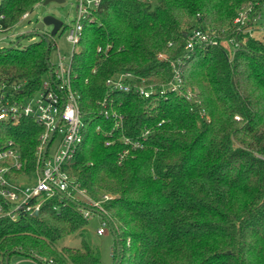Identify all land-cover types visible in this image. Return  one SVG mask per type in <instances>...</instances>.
Instances as JSON below:
<instances>
[{
  "label": "trees",
  "instance_id": "1",
  "mask_svg": "<svg viewBox=\"0 0 264 264\" xmlns=\"http://www.w3.org/2000/svg\"><path fill=\"white\" fill-rule=\"evenodd\" d=\"M43 2L0 0V30ZM263 5L99 0L85 20L72 63L83 142L67 169L92 198L113 196L103 204V219L118 239L112 264H264V41L244 33L250 21L235 24L243 10L252 7V19ZM194 29L212 33L217 44L196 46L181 66L191 102L170 92L150 98L109 92L106 81L120 73L133 74V85L165 89L171 62L184 55V34ZM35 31L19 38L33 39ZM223 42L236 47L232 55ZM50 51L42 38L0 50V84L26 81L23 94H36L51 68ZM106 97L123 117L114 131L115 119L101 114ZM42 133L28 118L18 125L0 121V147L16 142L30 174ZM124 138L143 147L120 159ZM55 205L46 202L37 215L15 222L0 220V264H101L83 233L88 220L79 204ZM78 232L81 248H57Z\"/></svg>",
  "mask_w": 264,
  "mask_h": 264
},
{
  "label": "built area",
  "instance_id": "2",
  "mask_svg": "<svg viewBox=\"0 0 264 264\" xmlns=\"http://www.w3.org/2000/svg\"><path fill=\"white\" fill-rule=\"evenodd\" d=\"M77 2V16L67 35V41L73 47L68 65L63 64L65 57H60L59 65L51 64L49 73L34 95L23 94L26 81L0 84V121L18 125L22 119L28 118L43 130L37 148L38 165L33 173H27L24 168L20 147L16 142L8 140L0 147V220L9 219L15 222L22 216L36 215L49 201H53L56 204L54 208L58 210L60 205L67 200L79 204L86 220L94 215L103 219L100 215L105 214L103 204L113 199L110 194H104L97 199L92 198L67 169L74 161L83 142L84 129L79 102L80 95L74 86L77 75L72 66L73 56L81 42L85 20L99 5V0H77ZM251 13L252 7L243 10L235 20V24L244 25L250 21L254 25L259 14L250 19ZM28 16L29 13L24 14L22 20ZM62 29L63 26L60 30ZM215 44L217 41L212 33L194 29L186 34L184 55L171 62L174 75L165 89L148 90L133 85L131 84L135 78L133 74L120 73L106 81L108 90L110 93L133 91L144 98L170 92L181 95L191 102L193 95L191 90L184 85L181 66L196 46ZM98 51L100 52L101 48ZM160 57L166 58L165 55H160ZM99 104L101 114L105 118L115 119L113 131L120 128L123 117L109 108L107 97ZM97 131H101V128L98 127ZM51 133H53L52 138ZM123 142L127 149L120 154V159H123L130 150L143 147L139 140L124 138ZM106 145L111 146L112 142L109 141ZM33 175L36 176L35 185L24 187L21 179H31ZM103 221V225L107 226L104 219ZM96 233L99 236L103 235L104 227L98 228Z\"/></svg>",
  "mask_w": 264,
  "mask_h": 264
},
{
  "label": "rangeland",
  "instance_id": "3",
  "mask_svg": "<svg viewBox=\"0 0 264 264\" xmlns=\"http://www.w3.org/2000/svg\"><path fill=\"white\" fill-rule=\"evenodd\" d=\"M77 0H65L62 4L50 3L46 6L42 4L35 7L29 13L28 18L20 20L17 25L9 30H0V50L17 46L18 42L22 46H27L31 43L40 41L41 36L35 34L33 39L31 37H22V35L30 32H36L35 27L37 22H40L45 16L52 15L63 23V29L55 36H51V26H47L42 31V34L47 38L51 44L50 62L53 65H59L60 57H65L63 64L68 65L69 57L72 52V45L67 41L69 29L74 25L77 16ZM244 33L264 41V5L260 9L259 16L256 18L254 25L247 27ZM233 43L223 42V45L230 50L232 55L236 49ZM45 78L43 79V81ZM55 144V143H54ZM21 183L24 187L34 186L36 183V176L31 179L22 178ZM103 219L100 216L94 215L88 220V225L83 232L86 236L88 243L91 247L99 253L101 264H112L113 253L115 249V237L108 226H104ZM104 227L105 233L101 236L97 235L96 230ZM63 247L81 248L82 247V234L78 232L71 235L57 243V248Z\"/></svg>",
  "mask_w": 264,
  "mask_h": 264
},
{
  "label": "water",
  "instance_id": "4",
  "mask_svg": "<svg viewBox=\"0 0 264 264\" xmlns=\"http://www.w3.org/2000/svg\"><path fill=\"white\" fill-rule=\"evenodd\" d=\"M64 1L65 0H44L42 5L46 6V5H48V4L52 3V2L57 3V4H62V3H64ZM47 26H51L52 27L50 35L51 36H55L59 32V30L62 28L63 23L60 20L56 19L52 15L45 16L40 22H37L36 27H35V29L39 31L37 33V35L41 36L42 39H46L47 44L49 45L50 42L42 34V31ZM184 36H186V33L184 34ZM52 136H53V133H51V138H52ZM45 153H46V149L44 150V154ZM36 215H37V213H36ZM100 215L103 217V214H100ZM111 231H112L113 235L115 236L114 231L113 230H111ZM115 240H116V243H118V239L116 238ZM117 249H119L118 246H117Z\"/></svg>",
  "mask_w": 264,
  "mask_h": 264
}]
</instances>
